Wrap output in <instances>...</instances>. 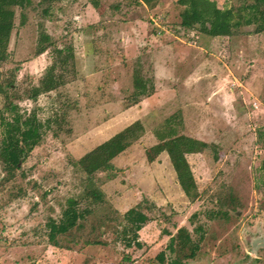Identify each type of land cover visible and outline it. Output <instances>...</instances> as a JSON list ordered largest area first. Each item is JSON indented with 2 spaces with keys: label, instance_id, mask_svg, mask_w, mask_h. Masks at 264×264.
Instances as JSON below:
<instances>
[{
  "label": "rangeland",
  "instance_id": "obj_1",
  "mask_svg": "<svg viewBox=\"0 0 264 264\" xmlns=\"http://www.w3.org/2000/svg\"><path fill=\"white\" fill-rule=\"evenodd\" d=\"M216 1L220 7L245 2ZM47 5L32 0L17 10L11 56L0 64V144L2 117L10 116L6 103L50 119L14 177L0 160V264H173L170 238L180 227L197 238L200 224L201 249L186 264H264V31L243 25L212 37L198 25L181 28L184 6L177 0L156 7L137 0H55L45 14ZM52 63L59 87L33 100L32 88ZM136 67L154 91L135 104ZM10 80L15 94L8 92L7 100L2 88L9 90ZM169 118L168 137L208 143L188 154L199 191L193 202L168 154L154 150L164 144L160 135ZM137 119L144 131L113 160L123 173L116 181L108 172L90 181L74 162ZM89 190L103 199L89 204ZM73 200L90 212L82 227L60 237L61 246L52 245L50 223ZM138 203L149 206L151 217L140 230L142 248L126 246L122 233L123 213ZM214 210L226 214L209 218ZM162 251L164 262L156 257Z\"/></svg>",
  "mask_w": 264,
  "mask_h": 264
},
{
  "label": "trees",
  "instance_id": "obj_2",
  "mask_svg": "<svg viewBox=\"0 0 264 264\" xmlns=\"http://www.w3.org/2000/svg\"><path fill=\"white\" fill-rule=\"evenodd\" d=\"M54 1L40 0V3L46 2L48 4L43 10L45 14H48L49 6ZM159 1L137 0L138 3L145 4L148 7H156ZM177 2L184 6L180 14L181 21L179 24L181 28L192 30L198 25L201 32L212 37L232 35L237 28L243 25H257L258 28L255 29V32L264 31V0H245L243 4L231 7H220L216 0H177ZM31 3L32 0H0V64L7 62L11 56L9 44L15 27L17 10H24ZM22 14L24 15V13ZM43 36L44 41L50 40L49 35ZM47 49L48 45L46 43V45L38 48L37 55L44 53ZM59 52L62 51L60 50ZM134 77L136 91L133 102L136 104L141 101V97L150 96L154 91V87L149 86L151 80L144 78L138 67L134 69ZM59 80L56 75V63H52L47 67L43 77L40 78V85L32 88L30 98L36 100L40 94L56 90L60 85ZM13 83L14 80L7 82L6 88H9L7 91L2 88L7 100L11 90L15 94ZM5 107L10 112V116L5 117L3 115L1 120L3 137L0 144V160L4 165V169L12 178L21 168L22 162L41 143L50 125V119L43 121L35 111L30 113L21 112L19 106L13 102L6 103ZM171 122V118L166 120L162 130L163 133L160 135L161 140L164 142L163 146H155L154 150L158 155L162 152L168 154L181 189L189 200L193 202L199 198V191L188 160V154L204 151L208 147V143L184 134L168 137L167 130ZM143 131L144 126L137 119L95 145L74 163L87 174L90 181H94L99 174L106 172L112 173L110 179H114L118 174L123 173L124 170L117 167L113 160L125 152L133 141L140 137V133ZM259 133L260 138L263 140L264 130L260 129ZM261 169L264 174V159ZM86 197L90 198L89 204H92L103 199V194L97 190H89L86 193ZM224 200L226 201V199ZM230 204H232L231 201ZM148 208L149 206L138 203L123 213L125 225L122 233L126 246L134 245L137 248L144 246L145 243L140 239V230L151 221L150 214L147 211ZM88 212H90L88 209L83 210L78 207L77 201H70L68 206L63 209L61 217L59 219L54 218L50 223V243L55 246H61L60 237L68 236L75 229L82 227V221L86 218L85 214ZM218 214L225 215L226 212L211 211L209 212V218H214ZM197 216L198 213H195L193 218ZM194 230L199 233V237L194 238L187 227H180L177 234L170 238L168 247L175 254L172 259L173 264H186V260L196 258L197 252L201 249L205 229L200 224ZM130 233L132 236L129 235ZM92 242L102 243L99 241ZM156 257L161 262H164L165 252H160Z\"/></svg>",
  "mask_w": 264,
  "mask_h": 264
},
{
  "label": "crops",
  "instance_id": "obj_3",
  "mask_svg": "<svg viewBox=\"0 0 264 264\" xmlns=\"http://www.w3.org/2000/svg\"><path fill=\"white\" fill-rule=\"evenodd\" d=\"M146 6L145 4H142V6ZM167 69V68H166ZM228 76H230V73L228 74ZM223 83V82H222ZM233 84H235V83H233ZM231 91H234V90H231ZM214 94L213 95H215L216 94V98H218V99H220V97L218 96V95H221V94H219L218 92H213ZM254 106H258V103L257 102H254ZM116 164V163H115ZM117 165V164H116ZM118 166V165H117ZM119 167V166H118ZM119 168H121V167H119ZM126 172V171H125ZM118 178H114L113 179V181H116ZM112 180H111V182H113ZM179 184V183H178ZM118 200V199H117ZM154 200V199H153Z\"/></svg>",
  "mask_w": 264,
  "mask_h": 264
}]
</instances>
